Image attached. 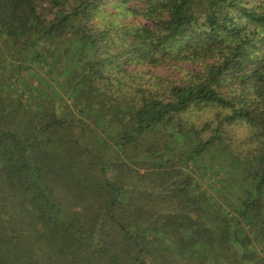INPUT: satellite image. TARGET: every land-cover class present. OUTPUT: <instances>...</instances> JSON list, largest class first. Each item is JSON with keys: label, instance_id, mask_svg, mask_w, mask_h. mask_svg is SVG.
Listing matches in <instances>:
<instances>
[{"label": "trees", "instance_id": "16d2710c", "mask_svg": "<svg viewBox=\"0 0 264 264\" xmlns=\"http://www.w3.org/2000/svg\"><path fill=\"white\" fill-rule=\"evenodd\" d=\"M257 242L264 0H0V264H264Z\"/></svg>", "mask_w": 264, "mask_h": 264}, {"label": "rangeland", "instance_id": "374dc122", "mask_svg": "<svg viewBox=\"0 0 264 264\" xmlns=\"http://www.w3.org/2000/svg\"><path fill=\"white\" fill-rule=\"evenodd\" d=\"M110 9V7H108ZM129 20L137 23V24H142V25H152L151 21H148L146 19H144L142 16L140 15H136V16H130ZM179 66H184L187 67L188 69H192V66L186 65V64H179ZM151 71L157 75V76H161L163 78H165L166 82H174L177 81L180 76L182 75V71H180V69L175 68V67H165V66H161L159 68H153L151 69ZM35 84V83H34ZM201 118L199 117V114H194L193 116L190 117L191 120H195L197 124H199L201 122ZM239 142H243V140H236V144H240ZM219 164L216 162V164H214V168H218ZM227 178V177H226ZM222 177H216V176H210L208 178V181L202 180V186L204 188L208 187V189L210 188V190L215 191L217 188H220V184L222 183ZM213 188V189H211ZM216 192V191H215ZM256 244V252L258 253H262L264 254V252H261V247L260 244L257 242Z\"/></svg>", "mask_w": 264, "mask_h": 264}]
</instances>
